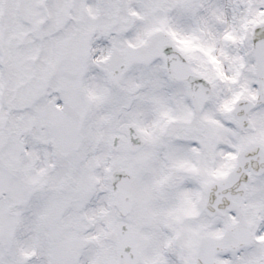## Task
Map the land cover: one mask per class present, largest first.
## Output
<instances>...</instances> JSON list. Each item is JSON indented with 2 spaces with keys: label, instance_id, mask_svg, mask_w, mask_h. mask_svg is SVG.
<instances>
[{
  "label": "snow or ice",
  "instance_id": "1",
  "mask_svg": "<svg viewBox=\"0 0 264 264\" xmlns=\"http://www.w3.org/2000/svg\"><path fill=\"white\" fill-rule=\"evenodd\" d=\"M0 264H264V0H0Z\"/></svg>",
  "mask_w": 264,
  "mask_h": 264
}]
</instances>
